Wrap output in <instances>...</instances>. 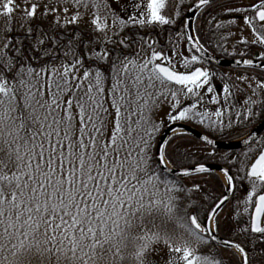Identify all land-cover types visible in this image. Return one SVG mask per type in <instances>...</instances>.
<instances>
[{
    "label": "snow or ice",
    "instance_id": "obj_1",
    "mask_svg": "<svg viewBox=\"0 0 264 264\" xmlns=\"http://www.w3.org/2000/svg\"><path fill=\"white\" fill-rule=\"evenodd\" d=\"M64 2L72 11L63 7L62 23L59 8L45 6L44 15L60 27L87 17L89 31L29 26L23 38L0 37V264H264V137L250 134L246 151L221 157L217 195L195 179L220 180L207 163L215 150L185 163L192 154L176 143L183 131L157 139L163 121L151 116L168 101V119L205 125L201 139L215 149L213 133L264 115V0H194L206 42L224 26L220 11L241 33L237 64L246 71L220 76L219 88L202 66L201 36L183 20L176 35L193 54L174 61L157 49L152 33L181 16L168 0ZM16 7L0 4L4 33ZM37 9L26 0L25 21Z\"/></svg>",
    "mask_w": 264,
    "mask_h": 264
},
{
    "label": "flooded vegetation",
    "instance_id": "obj_2",
    "mask_svg": "<svg viewBox=\"0 0 264 264\" xmlns=\"http://www.w3.org/2000/svg\"><path fill=\"white\" fill-rule=\"evenodd\" d=\"M245 2H247V1L245 0ZM188 9H189V7L186 8L184 13L182 14V16L180 18H178L177 25L163 26V28L157 29L156 31H154L152 33L153 38H155L159 42L158 45L156 46L157 49L163 47L165 49V51L168 52V54L173 55V57H174V55L177 56L176 53L183 51V49H186V52H187L189 57L193 54V53L188 51V48L190 47V45L186 41V38L177 37V35H176L180 20L184 21L183 30H185V15H186ZM231 18L232 17L229 14H224L219 19L222 20L223 22H228V19H231ZM232 26L236 27V25H232ZM228 38L229 39H227L225 41H223V40L220 41L218 39V34L214 35V37L210 41L211 42L210 44H211L212 49L215 50L216 53H212V52L211 53L214 54L215 56H217L218 58H222V59H241V56L239 54H237V56H239V57L231 58V57H234V55H235L233 53L234 52L233 48L240 47L242 49L239 51V53H240V52L244 51V46H242L239 43V41L233 42V36L232 37L229 36ZM224 51H228V53L230 54V58H227ZM255 51H256V49L254 51H252V53H255ZM252 53H249V55H252ZM254 58L258 59L256 57H254ZM197 66H201V65H197ZM202 66L209 68L210 71H212L216 74V78L214 79L213 82L216 84L217 88H219L221 85V80L219 79L220 76L226 75V76H232L234 78L236 75L240 74L241 72L246 71V67L224 68V67H218L215 65H211L205 61H202ZM181 71H183V70H181ZM221 95H222V93H221ZM241 102H242V100H241ZM216 107H217L216 105H211V104L208 105V108L212 109V110H214ZM262 123H264V115L257 117L255 120H253L251 122H244L243 124H240L238 126H234V129L226 130V132L224 134L213 133L212 136H210V138H214L216 140V142H220V143H231V142H239V141L242 142L243 139L248 138L249 135L252 134L255 131V129L257 127H259ZM172 124H182V125L188 126L194 130L199 131L202 135H207L210 132V129L206 128L205 125H201L198 122H192V121H189V122L179 121V122L171 123V124L167 125L163 129V131L168 126H170ZM261 137H264V129L261 131V133L256 138L259 139ZM177 141L185 142L183 144L184 146H182L181 149L191 152L192 155L189 158L190 162L191 161L194 162V160H195L194 157L197 156L198 153L201 155H204L207 158L208 154L210 152H212L213 150H215V152H216L215 157L207 160V163L209 165L211 164V165L227 166V161L221 158L223 155L227 154L229 156V158H231V157L237 156V154L247 150V146L236 149V150H229V151L213 149L212 147L207 146L204 142H202L198 138H196V137H194L188 133H184V135L182 137H179L177 139ZM255 146L256 145L253 144V147H255ZM187 179H191V178H187ZM235 195L240 196L241 193L238 192ZM232 196H233V194H232ZM234 202L235 201L233 199L231 203H227L226 206L224 207V211L227 212V215L225 216V219H224V220H226V224H227L224 227V231H226V232H229V229H230L231 224H232L230 216H231V212H232V204Z\"/></svg>",
    "mask_w": 264,
    "mask_h": 264
},
{
    "label": "rangeland",
    "instance_id": "obj_3",
    "mask_svg": "<svg viewBox=\"0 0 264 264\" xmlns=\"http://www.w3.org/2000/svg\"><path fill=\"white\" fill-rule=\"evenodd\" d=\"M4 0H0V4H2ZM25 3L26 0H14V5H18L19 7H16L13 14H12V21H11V32L4 33L2 30L4 29L8 18L6 16L0 15V37L3 35H8L12 37H24L25 34L27 33V29L29 26L33 27L34 29L39 28L42 30H47L49 34H55L57 31H59L61 34L65 32H72L73 29L78 28L81 31L87 32L89 31V25L87 23V17L81 21L78 25H68L66 27H60L59 25H55L54 22V14L50 11L48 15H44L45 11V6H47L48 9H53V8H59V16L61 17V23L63 22V16L64 13L62 11L63 7H69V15L71 14V6L65 4L64 0H27L28 6L31 4L35 3L38 5L37 13H36V18L25 21L24 16L25 13L22 11V9L25 8ZM194 3V0H168V12L172 13L174 10H179L181 12V16L184 13L185 9L190 7ZM223 12V11H222ZM225 13V12H224ZM123 16L124 13H121ZM180 16V17H181ZM179 17V18H180ZM224 26L221 27L217 31L218 34V39L220 41H225L229 39V36H233V42L234 41H239V37L241 35L239 29L237 26H231L229 29L227 22H223ZM233 27V28H232ZM234 33V34H233ZM244 35H247V32L244 33ZM27 43V41H25ZM150 51V50H148ZM183 55L188 56L186 49H183L181 51ZM181 59L180 56L174 55V61H179ZM176 67L178 70H184L179 63L176 64ZM170 99V98H169ZM186 103V102H185ZM171 111V105L168 101H163L162 103H159L154 109L153 112L151 113L153 121H155L157 124L160 123V121H163V125L161 126L160 132L157 134V139L160 138L163 129L175 122H171L168 119V114ZM135 119V118H134ZM179 122V121H176ZM189 122V121H185ZM221 180L223 181V178L221 174H218ZM204 175H198L195 177L196 180L201 181L204 179ZM185 183L188 184L189 186L193 183V178L191 179H185ZM222 215L225 217L227 215L226 211H223Z\"/></svg>",
    "mask_w": 264,
    "mask_h": 264
},
{
    "label": "water",
    "instance_id": "obj_4",
    "mask_svg": "<svg viewBox=\"0 0 264 264\" xmlns=\"http://www.w3.org/2000/svg\"><path fill=\"white\" fill-rule=\"evenodd\" d=\"M201 10L197 11L193 7V5L189 8V10L187 11L186 16H185V30H191L192 33H193V22H194L195 18L197 17L198 13ZM189 18H190V25H191L190 29H189ZM190 47H191V45H190ZM256 58H258V57H256ZM239 60H241V59H235V60L218 59V58H215V57L211 56L209 53L206 54V58L204 59V61H206V62H208V63H210L212 65L219 66V67H224V68L246 67L242 63L238 65L237 61H239ZM263 129H264V123H262L259 127H257L252 134H254L255 137H257L261 133V131ZM177 130L178 131L182 130L183 132L191 134L192 136H194V137H196V138H198L199 140L202 141L201 137L203 135L199 131L194 130V129L188 127V126L181 125V124H175V125L169 126L163 132V134L161 135L160 139L161 138L167 139L168 137H170L172 135V133L174 131H177ZM251 142L252 141H250V143ZM206 145L213 148L212 145H208V144H206ZM245 146L246 145L243 142L237 143V144H227V143H218V142H216L215 149L229 151V150H236V149H239V148H242V147H245ZM210 166L214 169L215 172H220V166L219 165H210ZM228 195L231 197L232 193H229ZM227 203L228 202H226V204Z\"/></svg>",
    "mask_w": 264,
    "mask_h": 264
},
{
    "label": "trees",
    "instance_id": "obj_5",
    "mask_svg": "<svg viewBox=\"0 0 264 264\" xmlns=\"http://www.w3.org/2000/svg\"><path fill=\"white\" fill-rule=\"evenodd\" d=\"M237 2H239V0H237ZM224 14H227V13H224V12L220 11L218 13V17L220 18ZM213 31L216 33L215 35H217L216 29H213ZM196 32H197L198 36H201V41H200L201 44H203L204 47L206 49H208L210 52L216 53L215 50H213L212 47H211V44H210L211 42H206V41H208V36H209V26L204 21V10H202L200 12V14H199V16L197 18ZM19 38H23V37H19ZM240 50H242L240 47L233 48V51H234L233 53L235 55H234V57H231V58L239 57V56H237V54L239 53ZM254 50L255 49H252V51H254ZM224 53L227 56V58H230V54L228 53V51H224ZM176 143L180 144L181 147H182V146H184L183 144L185 142L176 140ZM180 150H182V149H180ZM182 151L184 152V151H187V150H182ZM194 158H195L194 162L193 161L190 162V159H188L187 161H185V163L191 164V163H195L196 161L204 162L206 160V157L204 155L199 154V153ZM201 181H203L206 184L208 189H214L217 195L222 193L223 189L221 187V182H222L221 179L218 181L215 176H212V177H205ZM222 225H223V227L221 228L220 236L221 237H226L229 234V232L224 231V227L227 225L226 224V220L222 221Z\"/></svg>",
    "mask_w": 264,
    "mask_h": 264
},
{
    "label": "bare ground",
    "instance_id": "obj_6",
    "mask_svg": "<svg viewBox=\"0 0 264 264\" xmlns=\"http://www.w3.org/2000/svg\"><path fill=\"white\" fill-rule=\"evenodd\" d=\"M179 131L177 130V131H174L172 134H177ZM222 176V178H223V175H221Z\"/></svg>",
    "mask_w": 264,
    "mask_h": 264
}]
</instances>
